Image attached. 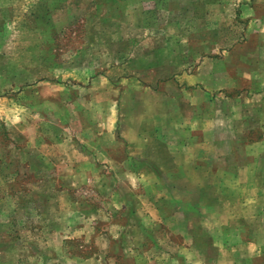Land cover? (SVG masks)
<instances>
[{"label":"rangeland","instance_id":"rangeland-1","mask_svg":"<svg viewBox=\"0 0 264 264\" xmlns=\"http://www.w3.org/2000/svg\"><path fill=\"white\" fill-rule=\"evenodd\" d=\"M242 2L0 0V264H98L88 260L95 238L123 236L137 222L148 237L139 262L184 251L182 217L159 227L146 210L156 180L128 177L122 150L99 147L104 136L88 129L119 134L156 101V58L169 54L158 45H175L178 77L207 74L222 57L246 63L260 35L246 8L235 17ZM109 70L117 75L95 79ZM167 176L159 186L184 189L183 178ZM111 245L116 264L121 242Z\"/></svg>","mask_w":264,"mask_h":264},{"label":"crops","instance_id":"crops-1","mask_svg":"<svg viewBox=\"0 0 264 264\" xmlns=\"http://www.w3.org/2000/svg\"><path fill=\"white\" fill-rule=\"evenodd\" d=\"M261 3L248 0L233 11L239 17L246 8L255 23L251 33L260 35L246 63L229 64L222 57L211 61L207 74L178 77L176 55L170 53L175 45H158L169 54L156 58V101L146 104L119 134L114 135L118 126H89L97 138L104 136L99 147L122 150L128 177L156 180L154 201L146 206L154 225L165 227L163 219L182 217L188 244L161 264H264V25L255 21L264 19L258 14L259 8L264 10ZM117 70L95 79L108 80ZM126 70L119 68L120 77ZM182 170L186 174L180 175ZM166 175L183 178L184 189L159 186ZM180 194L183 200L177 199ZM136 224V230L128 224L130 233L123 236L95 238L97 251L88 260L115 264L110 262L116 256L111 244L121 242L116 264H156L138 261L146 255L148 237ZM208 243L213 252L206 251Z\"/></svg>","mask_w":264,"mask_h":264}]
</instances>
